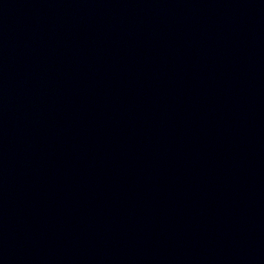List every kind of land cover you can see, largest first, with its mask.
Here are the masks:
<instances>
[{
    "label": "water",
    "instance_id": "obj_1",
    "mask_svg": "<svg viewBox=\"0 0 264 264\" xmlns=\"http://www.w3.org/2000/svg\"><path fill=\"white\" fill-rule=\"evenodd\" d=\"M0 264H264V0H0Z\"/></svg>",
    "mask_w": 264,
    "mask_h": 264
}]
</instances>
